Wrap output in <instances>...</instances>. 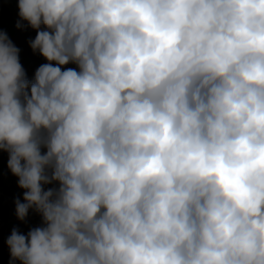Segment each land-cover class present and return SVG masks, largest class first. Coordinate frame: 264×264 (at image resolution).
Wrapping results in <instances>:
<instances>
[{
    "label": "clouds",
    "instance_id": "1",
    "mask_svg": "<svg viewBox=\"0 0 264 264\" xmlns=\"http://www.w3.org/2000/svg\"><path fill=\"white\" fill-rule=\"evenodd\" d=\"M18 8L48 62L0 32V150L44 226L9 264H264V0Z\"/></svg>",
    "mask_w": 264,
    "mask_h": 264
},
{
    "label": "trees",
    "instance_id": "2",
    "mask_svg": "<svg viewBox=\"0 0 264 264\" xmlns=\"http://www.w3.org/2000/svg\"><path fill=\"white\" fill-rule=\"evenodd\" d=\"M18 0H0V32L6 33L12 43L20 50L19 60L22 67L25 70L26 78L29 81L34 79V73L36 69L44 63H47L39 52H33L30 47L29 41L34 40L37 30L31 28L26 21H20L21 28H17V22L19 18ZM44 29V26H41ZM73 67L74 64L64 66ZM9 156L6 151L0 150V221L3 222L2 230H0V264H9L10 254L7 246V239L10 236L12 230L18 229L21 234H25L28 227L23 228L18 225L20 220L17 216L11 215L10 207L12 204H16V200L19 199L22 203L24 189L18 186V177L14 176L7 166ZM45 190L48 188H58V183L53 182L49 185H44ZM34 210V208H32ZM29 209V210H32ZM3 231H7L10 234L3 235ZM4 251L2 252V249ZM14 264H20L19 261H15Z\"/></svg>",
    "mask_w": 264,
    "mask_h": 264
},
{
    "label": "rangeland",
    "instance_id": "3",
    "mask_svg": "<svg viewBox=\"0 0 264 264\" xmlns=\"http://www.w3.org/2000/svg\"><path fill=\"white\" fill-rule=\"evenodd\" d=\"M42 151H44V150L42 149ZM10 211H12L11 215L16 216V204H12V206L10 207ZM3 225H4L3 222L0 221V230H2ZM18 225L23 228L22 229L23 231H24V228L25 227H28L29 228L27 230V232L25 233V235L32 228L44 226L43 225L42 216L38 212H36L35 209L34 210L33 209L32 210H29L28 215L26 216V218L23 221L20 220V222H18ZM8 234H10V233L7 232V231H3V235L6 236ZM3 251H4V248L2 249V252Z\"/></svg>",
    "mask_w": 264,
    "mask_h": 264
}]
</instances>
